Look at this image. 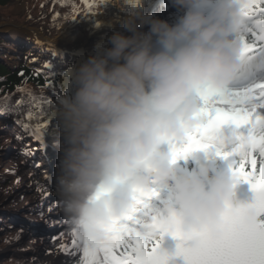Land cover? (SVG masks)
<instances>
[{
	"label": "clouds",
	"instance_id": "9594fccd",
	"mask_svg": "<svg viewBox=\"0 0 264 264\" xmlns=\"http://www.w3.org/2000/svg\"><path fill=\"white\" fill-rule=\"evenodd\" d=\"M173 4L185 9L175 23L142 10L126 16L128 34L113 32L109 47L75 66L74 92L56 108L57 194L83 239H101L102 227L131 206L134 190L153 181L170 185L155 215L162 222L178 217L186 229L218 231L221 213L237 205L231 172L206 163L178 173L167 152L171 147L160 146L182 140L201 122L196 92L202 85L221 88L232 81L241 64V5ZM256 219V209L248 207L246 222ZM198 242L194 237L192 243Z\"/></svg>",
	"mask_w": 264,
	"mask_h": 264
},
{
	"label": "snow or ice",
	"instance_id": "6c2138e0",
	"mask_svg": "<svg viewBox=\"0 0 264 264\" xmlns=\"http://www.w3.org/2000/svg\"><path fill=\"white\" fill-rule=\"evenodd\" d=\"M237 2L241 5L236 34L241 42L239 68L228 85L221 88L202 85L197 90L201 107L196 115L202 117L201 122L186 133L181 143L177 144L175 138L167 141L171 144L169 153L173 164L194 151L213 149L217 156L229 161L234 186L242 181L250 184L255 193L253 201L229 204L221 213L218 231L186 229L178 217L162 222L155 215L151 201L159 197L157 188H138L133 192L132 204L127 211L111 218L102 227L101 239H83L64 214L58 220L50 218L49 214L63 213L59 196L47 204L45 211V201H52L49 186L54 181L53 176L45 172L44 184L35 181L40 207L38 215L48 227L57 226L61 230L47 237L38 236L29 242L30 245L44 243L47 239L49 246L45 247L44 254L64 257L60 264H175L174 257L177 256L183 257L184 264H264V220L256 219L251 223L245 220L248 207L256 209L257 217L264 214V0ZM96 3L97 0L86 3L84 14L93 12ZM75 18L73 15L72 19ZM36 61L33 57L32 62ZM34 75L39 77L40 69H36ZM20 76L24 77V73ZM45 80L44 87H50L52 81L48 77ZM16 90L22 98L15 104L10 102L8 94L0 97V116L19 113L24 104L28 105L24 117L14 123L38 145H24L21 149V154L32 157L37 151H45V132L54 113L44 110L51 106L49 99L35 95L28 87L17 86ZM34 118L39 122L31 123ZM15 139L20 141L22 137L17 134ZM40 166L34 162V167ZM28 175L31 178L34 173L30 171ZM33 231L30 225L21 226L4 243L18 242L25 232ZM166 234L179 241L175 253L161 247ZM194 237L198 238V244L187 243ZM19 251L34 252L36 249L20 248ZM36 259L33 256L30 264H35Z\"/></svg>",
	"mask_w": 264,
	"mask_h": 264
},
{
	"label": "rangeland",
	"instance_id": "374dc122",
	"mask_svg": "<svg viewBox=\"0 0 264 264\" xmlns=\"http://www.w3.org/2000/svg\"><path fill=\"white\" fill-rule=\"evenodd\" d=\"M102 1L103 0H97V3L94 5L95 8L93 9V12H89L87 14H84L83 11L79 10L77 12L75 19H70V20L64 21L63 23H61V26L59 27L56 34L48 35V34H44L43 31H41V29H39L38 27L27 25V24L16 21L14 16L22 15V13L25 9L26 3H25V0H12L6 6L0 7V15L2 13L3 14H10L9 18L0 17V26L2 23L10 24L13 22H18V23H21V24L26 25L28 27H35V28H37V30L38 29L40 30V32H39L40 34H43L44 36H47L48 38L53 39L61 31L63 25H66V24L71 25L74 29L77 28V30L80 31V39H79L80 42H79V44L86 51L92 52L91 54L86 55L85 59H87L88 56L95 54V53L99 52L101 49L110 46V39L109 38L112 35V32L99 31L98 33H91V30H92L91 26L95 25V23H96L95 13L100 12ZM160 1H162V0H154L151 3L152 8L147 12L146 15H152V16L159 17L158 14L161 11L160 7H159V4L161 3ZM169 2L166 5L170 4ZM90 3H92V0L90 1ZM166 5L164 7H167ZM115 8L117 9V5ZM173 9H176V10H173ZM182 10H184V9L177 8L173 4L168 10L164 11L163 16H165L166 14H171L170 16H175L176 13H179ZM128 15H132V14H128ZM171 18L167 17L166 20L169 21V20H171ZM144 29H145V27H144ZM3 33H4V35L0 31V34H2L5 37L6 34H5V32H3ZM125 33L128 34V32H125ZM7 34L8 35H6V37H7V40L9 41V44L6 45V55H7V60L10 63H17L20 53L36 54L38 57L36 62L39 63V65L41 66V64L44 62H41L40 56H43V59L45 60V57L48 56L47 54L49 52H50V56H52V57L54 56L53 62L57 68H65L66 67L64 60L66 59L67 54L72 55L71 58H73V60H74L73 68H75V66H77L80 63L77 54L70 52L63 47H60V46H57V45H54L51 43H47L46 41H43V40L41 41V43L42 44L44 43L46 46L42 47L41 43L34 42L35 45L36 44H41V45H38L37 47H33L32 45H30L28 43V41L25 38L22 37V35H20L16 32H11V33L8 32ZM15 34L18 36H21L20 38H22L23 40L16 37ZM101 34H103V35L100 36ZM9 36L13 40H15L14 42L17 43L18 45L14 44L11 41ZM31 36L32 35L29 34V35H25L24 37L32 38ZM25 41H27V43H25ZM45 48H49V50L45 51ZM24 57H25V55H24ZM28 60H29V62L32 61V59H28ZM70 82L74 83L73 76L71 74H68V76L62 74V76L59 77V84H60L61 92L63 94H66V96H71V94H72L71 88L69 85ZM58 104L59 103L57 101H55L54 107L49 108L48 110L45 111V112H48L51 110V112H53L54 115L52 116L49 127L45 132V151H37L36 155H34V156H38L41 158V162H40L41 166L37 169L36 172H33L34 173L33 177H31V178L29 177L28 173L30 171H28L25 168V166L27 165L25 161H21V160L16 159L17 161H15V167H10V166L8 167V165H7L8 160H10V157L12 155V151L15 150V148H14L15 146L12 145L8 141L4 142L3 144L0 145V165L2 167L3 166L8 167L9 171H12L13 169H15V171H13V172L19 174V175H17V179L19 178L18 176H21L23 178L21 181L18 182L17 185H15L11 189H9L7 191V194H6V198H7V199H5L6 202H8V200H12V198H14V197H15V200L17 202L14 203L12 206H8V208H6V209H4L3 207H0V213H3L5 211L6 212L5 216H7L5 218L6 223L4 221H1L0 233L7 231L8 229H10V230L16 229V232H17V230L21 226H29V225L34 229V231L31 233L25 232L20 241L13 242L11 244H5L4 243L5 239H7L9 237L6 235L0 234L1 235L0 236V255H2L3 257H7V261L0 262V264H18V262H19V264H30L33 256L37 257L35 264H45L46 261L51 262L55 258L54 255L53 256L45 255L44 251L39 250L38 252H35V251L34 252L33 251L21 252V251H19V249L20 248H29L32 246L34 247L36 244L30 245L29 242L31 240L36 239L38 236L47 237V236L51 235L50 233L54 229H58L56 232H54V234H56L58 231L61 230V228L57 227V226L48 227L46 224H44L41 221V219L37 213L40 210V207H39V196H38V193L36 191V184H35V181H37V180L41 184L45 183V181H44V173L45 172H47L49 175H52L54 181L49 186V191L53 193L52 201H45V204L46 203L48 204L49 202H54V200L58 196L57 189H56V172H57V168L59 165V160H56V159L59 157L57 141L59 140V136H60V125L57 121L56 114H55ZM30 122L35 124L39 121L34 118ZM0 132H2V129H0ZM31 143H33L34 147H38V145L35 142L31 141L30 144ZM162 145L166 146V145H171V144L169 141L166 140L162 143ZM193 157H194V159L196 158L195 155ZM19 164H22V166L18 167ZM17 179H15V180H17ZM30 184L32 185L31 187H29ZM234 193H235L236 197L237 196L242 197L245 200V202L247 204H249V202L247 200H250V197H249V193H248V191H246V189L236 190V191H234ZM253 199H251V200L253 201ZM46 208L47 207H45V211H46ZM30 209H32L31 212H30ZM61 215H63V213H60V212L49 214V216L52 220L60 219ZM16 232L13 234V236L16 234ZM36 233L38 235H36ZM45 241L47 242V246H49L48 240L45 239ZM63 259H65V258L63 257ZM63 259H61V260H63ZM61 260H59L58 262H56L54 264H60Z\"/></svg>",
	"mask_w": 264,
	"mask_h": 264
},
{
	"label": "trees",
	"instance_id": "16d2710c",
	"mask_svg": "<svg viewBox=\"0 0 264 264\" xmlns=\"http://www.w3.org/2000/svg\"><path fill=\"white\" fill-rule=\"evenodd\" d=\"M12 0H0V7H4L9 4ZM91 0H25L26 6L22 13V15L14 16L15 20L27 25L35 26L41 29L44 34L54 35L57 33L61 23L64 21L72 19L73 15H77V12L83 11L86 3H90ZM154 0H117V10L121 12V14H135L137 10H142L145 14L152 8L151 3ZM75 6V10H74ZM207 10V9H206ZM184 10L179 13H176L175 16H170L171 14H166L170 23H175L179 19L180 16L184 14ZM81 13V12H80ZM79 13V14H80ZM178 16V17H177ZM0 17L9 18L10 14H1ZM145 26V25H144ZM149 27H146V31H148ZM2 33V32H1ZM3 34V33H2ZM0 34V97H3L5 94L10 95L11 103L15 104V101L21 99V93H19L16 89L17 86L20 87H28L33 91V93L37 96H43L45 99H49L51 101L50 108L54 107L55 101L60 103V101L66 97V94H63L60 89L59 77L64 74H71L73 76V66L74 60L72 55L67 54L64 63L66 65L65 68H57L53 62L54 56H50V52L47 54L48 56L43 59V56H40L41 62H44L39 65V63L32 61L29 62L28 59H32L33 57H37L36 54H25L20 53L17 63H10L7 60L6 55V45L9 44L7 37ZM49 50V48H45V51ZM56 54V53H55ZM25 55V57H24ZM47 63V67H44L45 62ZM36 69H40L41 75L37 77L34 75ZM24 73V77L20 76V73ZM45 77H48L52 84L50 87H44L46 80ZM71 92L73 94L75 85L73 82L69 83ZM71 94V95H72ZM49 108L46 106L45 111ZM28 110V105L24 104L21 111L19 113H11L9 115L0 116V145L4 142H10L14 145L15 150L12 151V155L10 160H8V167H15V161L21 160L26 162L25 168L28 171L36 172L38 168L34 167V162L40 164L41 158L38 156L26 157L21 154V149L24 145H29L31 140L30 138L23 132L22 128L14 123L16 119H22ZM225 134L228 133V130H224ZM19 134L22 137V140L17 141L15 136ZM177 144L181 143L180 140L176 142ZM32 147L33 143L30 144ZM162 149V148H161ZM163 150V149H162ZM171 150V148L169 149ZM170 152V151H167ZM36 155V153L34 154ZM39 155V154H38ZM40 156V155H39ZM200 161L197 164V168L206 163H215L217 171H225L230 174L229 169V161L222 159L221 157L215 154V151L212 149L208 150L205 153L200 152ZM22 158V159H21ZM182 164V159L176 162V165ZM22 164H19L18 167H21ZM8 167L0 165V207L4 209L8 208V206H12L17 201L15 197L12 200L5 201L7 191L18 184L23 178L18 176V173H14L13 171H9ZM17 179V180H15ZM151 187H155L159 191V198H153L151 201V206L154 209H158L162 207V203L167 197L170 191V185L164 186L158 182L151 184ZM241 189H246L249 193L250 200H247L251 203V199L255 197V193L251 189V186L247 182H240L235 185L234 191ZM47 207V203L44 205V209ZM32 209H30L31 212ZM39 212V211H38ZM37 212V213H38ZM6 212L0 213V226L1 221H5ZM260 220H264V214L259 217ZM5 232V233H4ZM0 233L1 235H6L9 238L13 236L16 232L15 230L8 229ZM0 235V236H1ZM170 234H166L164 237H169ZM7 261V257H3L0 255V262Z\"/></svg>",
	"mask_w": 264,
	"mask_h": 264
},
{
	"label": "bare ground",
	"instance_id": "6f19581e",
	"mask_svg": "<svg viewBox=\"0 0 264 264\" xmlns=\"http://www.w3.org/2000/svg\"><path fill=\"white\" fill-rule=\"evenodd\" d=\"M162 1H164V0H162ZM162 1H160V2H162ZM168 2L170 4H168L167 7H169V5H171V4H173V0H168ZM116 5H117L116 0H103L101 2L100 12L95 13L96 23H95V25L91 26V29H92L91 33H98L99 31H108V32H112V33L115 31L128 32V30L124 26V18L126 16H128V14H125V15L121 14V12H119L115 8ZM165 8L166 7H164L163 10ZM161 11H162V9H161ZM0 31L2 33L5 32L6 35H8L7 34L8 32L9 33L16 32V33L22 35V37L25 38L28 41V43L30 45H32L33 47H37L38 45H41L42 40L46 41L47 43H51V44L63 47L66 50L77 54L80 63L84 61V59L86 58V55L92 53L91 51H86L79 44V42H80L79 41L80 31L77 30V28L74 29L71 25H68V24L63 25L61 31L53 39L48 38L47 36H44L43 34H40L39 31H37L36 29H34V30L33 29L30 30L27 28L23 29V28H20L16 25H10V24H2ZM29 34L32 35L31 36L32 38L24 37L25 35H29ZM102 35L103 34H101L100 36H102ZM15 36L18 37L19 39L23 40L22 38H20L21 36H18L16 34H15ZM10 39L14 44H17L14 42L15 40H13L11 37H10ZM27 41H25V43H27ZM37 41H39V43H41V44L35 45L34 42H37ZM41 46L44 47L46 45L43 43ZM55 114H56V112H55ZM57 230L58 229H54L50 234H54V232H56ZM36 235H38V234L36 233ZM46 246H47V242L44 241V243L37 242L36 245L34 247L32 246L31 248H35L36 249L35 252H38L39 250L44 251ZM61 259H63V257H56L55 256V258L51 262H52V264H54Z\"/></svg>",
	"mask_w": 264,
	"mask_h": 264
},
{
	"label": "water",
	"instance_id": "95a60500",
	"mask_svg": "<svg viewBox=\"0 0 264 264\" xmlns=\"http://www.w3.org/2000/svg\"><path fill=\"white\" fill-rule=\"evenodd\" d=\"M2 24H4V23H2ZM2 24H1V26H2ZM10 25H16V26H18V27H20V28H23V29H36L37 30V28H35V27H28V26H26V25H23V24H21V23H18V22H13V23H10ZM1 26H0V28H1ZM37 31H39L40 32V30L38 29ZM6 36V35H5ZM236 203L237 204H247L246 202H245V200L242 198V197H240V196H237L236 197ZM262 215V214H261ZM261 215H259L258 217H257V219L259 220V217L261 216ZM179 243V241L175 238V237H173V236H171V237H168V238H165L164 240H162V242H161V247L162 248H164V249H166L169 253H175V251H176V247H177V244ZM187 243H192L191 241H189V242H187ZM174 261H175V264H184V260H183V257H181V256H177V257H174Z\"/></svg>",
	"mask_w": 264,
	"mask_h": 264
}]
</instances>
